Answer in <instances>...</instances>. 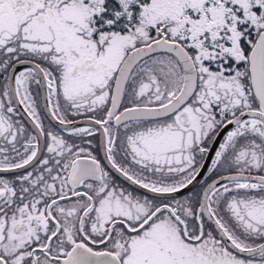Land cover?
<instances>
[{"label":"snow or ice","instance_id":"obj_1","mask_svg":"<svg viewBox=\"0 0 264 264\" xmlns=\"http://www.w3.org/2000/svg\"><path fill=\"white\" fill-rule=\"evenodd\" d=\"M0 264H264V0H0Z\"/></svg>","mask_w":264,"mask_h":264},{"label":"flooded vegetation","instance_id":"obj_2","mask_svg":"<svg viewBox=\"0 0 264 264\" xmlns=\"http://www.w3.org/2000/svg\"><path fill=\"white\" fill-rule=\"evenodd\" d=\"M97 139H99V137H97Z\"/></svg>","mask_w":264,"mask_h":264},{"label":"water","instance_id":"obj_3","mask_svg":"<svg viewBox=\"0 0 264 264\" xmlns=\"http://www.w3.org/2000/svg\"><path fill=\"white\" fill-rule=\"evenodd\" d=\"M205 172H206V170H205Z\"/></svg>","mask_w":264,"mask_h":264}]
</instances>
